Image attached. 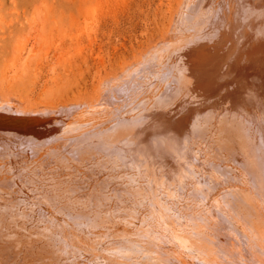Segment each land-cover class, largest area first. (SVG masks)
I'll return each instance as SVG.
<instances>
[{"label": "bare ground", "instance_id": "6f19581e", "mask_svg": "<svg viewBox=\"0 0 264 264\" xmlns=\"http://www.w3.org/2000/svg\"><path fill=\"white\" fill-rule=\"evenodd\" d=\"M263 13L180 0L167 33L100 79L97 104L66 113L0 89V264H264V103H244L262 99L264 17L248 18ZM215 97L232 109L188 104ZM41 152L60 163L53 183L28 171Z\"/></svg>", "mask_w": 264, "mask_h": 264}, {"label": "rangeland", "instance_id": "374dc122", "mask_svg": "<svg viewBox=\"0 0 264 264\" xmlns=\"http://www.w3.org/2000/svg\"><path fill=\"white\" fill-rule=\"evenodd\" d=\"M179 2L180 0H0V89L17 107L43 105L44 102L50 106L49 101H54V109L60 114L66 113L65 109L77 108L83 103L85 106L86 101L91 104L90 99H94L93 103L97 104V96L100 98L101 94V87L98 85L100 79L103 80L105 76L108 78L111 70L115 69L124 57L125 61L134 60L136 55H142L146 47L156 43L167 33ZM260 15L252 14L248 20L263 21L264 16ZM239 32L241 33H237ZM257 49L253 54L251 49L250 56L256 54L254 57L262 62L260 66L264 74V57L258 56ZM262 52L264 56V49ZM134 65L136 68L140 66L132 64L129 67L134 68ZM262 77L263 80L253 78L258 81L253 87L255 91L260 90L256 93L262 97L261 101H255L257 98L253 96L244 102H252L254 108L250 104L245 105L249 110L256 109V112H259L257 107L264 103V75ZM257 78L259 80H256ZM224 80L226 79H223L222 84H226ZM260 80L262 82H259ZM256 85L260 89L256 88ZM103 90L107 91L106 88ZM84 98L88 99L85 101ZM63 99H71L66 100L69 105L67 102L63 103ZM213 99L215 101L188 104L199 108L207 104L208 107L206 105L203 109L207 107L211 112L215 110L213 113L221 109L228 113L229 108L232 109V103L226 101L214 105L216 99L220 100L221 97ZM211 101L213 104H210ZM259 102L261 103L258 104ZM60 103L64 104L61 108L60 105L57 106ZM213 105L214 109L209 107ZM232 111L237 115V119L250 127L255 126L254 121L256 123L261 119L259 113L257 114L260 117H257L256 112L255 116L253 115L255 118L248 120L249 118H243L240 114L241 117L238 116L236 112L239 110ZM43 156L45 155L42 152L38 154L35 165H29L28 171L39 172L43 175L44 182L53 183L60 163L55 162V158L48 160ZM39 161L42 162L39 164ZM21 164L22 161L17 167ZM57 166L58 169L54 171ZM90 180L96 184L95 179ZM39 204L45 210L48 220L56 217L46 212L48 209L56 214L52 205L45 201Z\"/></svg>", "mask_w": 264, "mask_h": 264}]
</instances>
